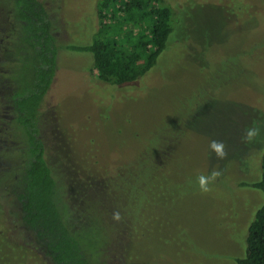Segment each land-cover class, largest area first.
<instances>
[{
    "label": "rangeland",
    "instance_id": "obj_1",
    "mask_svg": "<svg viewBox=\"0 0 264 264\" xmlns=\"http://www.w3.org/2000/svg\"><path fill=\"white\" fill-rule=\"evenodd\" d=\"M162 1L176 27L134 81H101L89 52L58 51L37 135L90 264H236L264 201L249 186L264 145V0ZM11 2L0 0V230L16 231V175L4 163L26 152L28 136L7 97L29 86L32 52ZM43 2L57 17L59 42L92 38L96 0ZM253 121L261 137L246 144ZM210 139L225 141L226 159L210 154ZM138 153L157 163L133 164ZM111 167L127 178L106 179ZM213 168L223 175L202 194L197 177Z\"/></svg>",
    "mask_w": 264,
    "mask_h": 264
},
{
    "label": "trees",
    "instance_id": "obj_2",
    "mask_svg": "<svg viewBox=\"0 0 264 264\" xmlns=\"http://www.w3.org/2000/svg\"><path fill=\"white\" fill-rule=\"evenodd\" d=\"M11 1L16 23L23 29L25 45L32 56L29 86L7 97L14 118H18L28 137L26 154L21 153L16 163L9 166L16 175L9 184L18 202L16 231L0 230V264L10 259L15 264H90L75 222L61 200L65 198L44 158L34 119L39 103L53 78L60 49L89 52L90 72L95 70L96 78L110 84L120 85L142 76L165 51L168 36L176 27L175 11L162 0H96L97 23L91 31L92 38L87 43L83 41L85 44H76L71 40L58 41L57 17L43 0ZM145 157L138 153L130 161L135 165L142 159H148L151 165L157 163L155 158ZM136 167L141 173L140 167ZM109 171V176L103 174L108 180L125 178L120 168L111 167ZM153 172L148 171L144 176L149 179ZM259 172V178L249 186L264 196V145ZM141 181L144 187L145 180ZM103 183L102 188L106 186ZM244 243L242 255L235 263L264 264V201L253 211Z\"/></svg>",
    "mask_w": 264,
    "mask_h": 264
},
{
    "label": "clouds",
    "instance_id": "obj_3",
    "mask_svg": "<svg viewBox=\"0 0 264 264\" xmlns=\"http://www.w3.org/2000/svg\"><path fill=\"white\" fill-rule=\"evenodd\" d=\"M261 137V126L259 122L253 121L251 126H248L244 129L243 134L241 135V141L244 143H252ZM208 148L210 154H214L216 159L224 160L228 156L227 144L223 140L210 139ZM223 175V170L219 168H213L212 171L205 175L200 174L197 177V183L199 190L202 194H207L211 192L212 185L217 181L219 177ZM191 183V181H189ZM112 219L119 222L122 217L119 211H114L112 213Z\"/></svg>",
    "mask_w": 264,
    "mask_h": 264
},
{
    "label": "flooded vegetation",
    "instance_id": "obj_4",
    "mask_svg": "<svg viewBox=\"0 0 264 264\" xmlns=\"http://www.w3.org/2000/svg\"><path fill=\"white\" fill-rule=\"evenodd\" d=\"M3 145H4V143H3ZM14 162H16V160H15ZM3 163H4V162H3ZM3 163H2V164H3ZM4 165H5V166H10L11 164H9V163H4ZM8 169H9V167H8ZM12 180H14V179H12ZM4 211H6V209H4ZM10 231H11V230H10ZM46 264H47V263H46Z\"/></svg>",
    "mask_w": 264,
    "mask_h": 264
}]
</instances>
